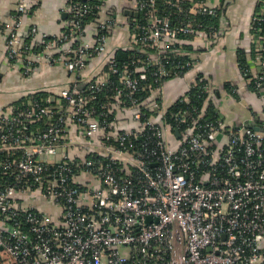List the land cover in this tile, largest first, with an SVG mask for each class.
Returning a JSON list of instances; mask_svg holds the SVG:
<instances>
[{
    "label": "built area",
    "instance_id": "built-area-1",
    "mask_svg": "<svg viewBox=\"0 0 264 264\" xmlns=\"http://www.w3.org/2000/svg\"><path fill=\"white\" fill-rule=\"evenodd\" d=\"M38 1H20L0 22L7 60L23 75L60 66L73 81L58 95L0 108V264H264V133L251 127L264 122L251 116L232 126L216 105L219 118L208 120V82L202 107L178 110L172 123L168 108H141L136 96L195 68L189 50H208L218 36L196 17L215 19L221 0H132L123 9L137 16L126 21L119 0H63L59 34L32 26L24 36ZM258 5L256 88L264 84V0ZM121 28H129L123 49L140 55L118 69L107 54ZM102 57L107 70L83 81ZM110 73L122 87L113 101L136 122L115 133L114 104L100 113L91 106Z\"/></svg>",
    "mask_w": 264,
    "mask_h": 264
},
{
    "label": "crops",
    "instance_id": "crops-1",
    "mask_svg": "<svg viewBox=\"0 0 264 264\" xmlns=\"http://www.w3.org/2000/svg\"><path fill=\"white\" fill-rule=\"evenodd\" d=\"M20 1L23 0H0V22L5 23L10 20ZM26 1L32 3V0ZM258 3L259 0H221L218 12L222 7L224 8L225 4H228L233 12H228L227 9V14H224L225 8L221 10L218 38L210 49L194 53L198 59L195 68L183 77L169 79L163 84L159 93L162 107L169 108L179 97H182L190 81L198 73L207 79L213 96L216 94L217 107L226 123L232 126L238 125L247 121L251 116L264 121V94L262 92L261 95L249 87L236 63V52L239 48L244 49L249 58L250 48H252L248 41L250 22ZM224 16L231 23V31L226 35L221 34L224 28L228 29L227 23L225 26V21H223ZM66 20L67 12L63 0H39L34 12H29L24 18V36H27L26 33L32 26L38 29L39 35L59 34ZM113 37L114 42L112 41L113 43L109 45L107 55L114 48L125 47L129 34L121 28L114 32ZM5 39V33L0 30V108L16 104L22 98L37 92L56 95L58 91L73 81L60 66L42 64L31 74L23 75L19 64L14 65L7 60ZM104 59L105 57L95 59L90 67L82 72L83 81L89 76L99 74ZM227 85L235 88L233 89L235 95L232 96L226 92L225 86Z\"/></svg>",
    "mask_w": 264,
    "mask_h": 264
},
{
    "label": "trees",
    "instance_id": "trees-1",
    "mask_svg": "<svg viewBox=\"0 0 264 264\" xmlns=\"http://www.w3.org/2000/svg\"><path fill=\"white\" fill-rule=\"evenodd\" d=\"M38 2L35 3V5L32 7L33 9L36 8ZM133 6V1L132 0H119L117 3V7H119L118 9H116V13H117V17L123 21H126L127 16H125L124 13V7H131ZM123 9V10H122ZM222 10V9H221ZM220 10V12L217 13V17L214 18H210V17H205V16H197L196 20L200 21L203 25L205 26H212L217 32H218V27L220 25V19L222 16V11ZM224 10V8H223ZM254 14H256L259 10V5L256 6V9H254ZM176 17L174 16L172 17L173 20L176 22ZM252 19V18H251ZM90 21V20H89ZM252 20L250 22V24H252ZM252 25L250 26V36L253 35L252 32ZM125 31L127 32V34H129V28H124ZM114 37H112L113 39ZM111 39V42L113 41ZM28 40V39H27ZM26 40V41H27ZM128 41V40H127ZM114 42V41H113ZM112 42V43H113ZM124 47L121 48H114L112 50V52L108 55V58L113 60V63L116 64V66L118 67V69H121L124 65H130L132 59L136 56V55H140L137 51H128L123 49ZM190 52H199L201 50H189ZM197 54V53H196ZM256 50L254 49V47L252 46V48H250V55L249 58L247 56V54H245L244 49L239 48L237 49L236 52V63L238 65L239 70L241 71V74L244 75V79L247 81V84L249 85V87L253 90V91H259L260 89H263L264 91V84L262 86H259V88H256V84H257V77L260 75V73L258 72V69L256 68V66H252L254 65V60L256 58ZM143 57H145V55L143 54ZM185 58L179 59V61H184ZM95 60V59H94ZM93 60V61H94ZM93 61L89 62V66L91 65V63H93ZM107 59L105 58L103 60L102 63V69L103 70H107ZM87 67V68H88ZM253 67V69H252ZM61 69V68H60ZM63 69V68H62ZM153 69H155V67H153ZM151 69V70H153ZM70 79H73V76L68 75ZM93 79L95 78L94 76H92ZM92 77H87V79H91ZM92 79V80H93ZM169 79H163L161 80L159 83H155V91L157 92L158 89H160V87L163 86V84ZM91 81V80H90ZM86 82V81H85ZM70 82L68 84L69 87L71 86ZM264 83V82H262ZM207 84V79L202 75V74H196L195 78L193 80L190 81L189 84V88L187 90V92L185 93L186 96L189 97V99L191 100L190 104L187 105L185 103H183L181 101L182 97H179L169 108H168V112H167V120L169 122L172 123V120H170V116L172 114H175L178 110H184L186 108H191L194 107L197 110H199V108L202 107L204 101L207 98V94L203 91L202 87H204V85ZM64 87V88H66ZM121 85L119 84L118 81V76L116 74H111L110 73V83L109 86L104 89L102 92L97 93L96 95V101L95 104L91 105L94 107L96 113H100L101 109L99 108L101 104L107 102V103H111L114 104L113 109H114V114L112 115V117L110 118L111 121H114V129H112V132H119L122 131L124 129H129L134 127L136 124V122H134L132 120V117L128 114H126L124 111L121 110V106L120 104H115L116 102L113 101V96L115 95L116 91H118L119 89H121ZM235 89L234 87H229L228 85L225 86V90L227 93L231 94L232 96L235 95ZM61 91V90H60ZM58 91L56 93V95L59 94ZM154 94H148V93H138L136 96L139 99V102L141 103V108L142 106L146 105L148 103V101L151 102H156L158 104H160V95L159 92ZM35 96H42V97H47L48 94H45V92H37L35 94H33ZM34 96V97H35ZM28 96L22 98L21 100H19V102H17L16 104H19L21 102H23ZM211 100L209 102H207V108L205 111V116L208 120H216L219 118V113L216 110L215 105L216 104V94L210 98ZM144 118L149 117L152 113H149L145 110H143ZM142 120H144L142 118ZM259 121L264 122L263 120L259 119ZM176 125V124H174ZM181 129H183L181 127ZM135 142L137 144H140L141 140H135Z\"/></svg>",
    "mask_w": 264,
    "mask_h": 264
},
{
    "label": "rangeland",
    "instance_id": "rangeland-1",
    "mask_svg": "<svg viewBox=\"0 0 264 264\" xmlns=\"http://www.w3.org/2000/svg\"><path fill=\"white\" fill-rule=\"evenodd\" d=\"M226 3V2H225ZM219 9H220V4H219ZM224 8H225V12H224V14H227V9H228V12H233L232 11V9L231 8H229V6H228V4L226 5H224ZM222 9H223V7H222ZM230 10V11H229ZM238 13H241V11H238ZM227 16V15H226ZM223 21H225V26H226V23H227V26H228V29H226V28H224L222 31H221V34L222 35H226L227 33H229L230 31H231V23L228 21V18H226L225 16H224V19H223ZM228 31V32H227ZM217 38H218V36H217ZM248 41H249V44L251 43V36H250V38L248 39ZM252 44V43H251ZM211 88V87H210Z\"/></svg>",
    "mask_w": 264,
    "mask_h": 264
},
{
    "label": "water",
    "instance_id": "water-1",
    "mask_svg": "<svg viewBox=\"0 0 264 264\" xmlns=\"http://www.w3.org/2000/svg\"><path fill=\"white\" fill-rule=\"evenodd\" d=\"M126 15H133V16H137V14H131V12H127L125 11L124 12ZM64 17V15H63ZM245 123H248L247 121ZM251 127L255 130V131H258V132H261V133H264V128L260 125V124H255V125H251Z\"/></svg>",
    "mask_w": 264,
    "mask_h": 264
}]
</instances>
